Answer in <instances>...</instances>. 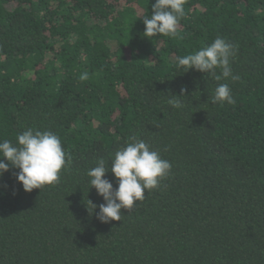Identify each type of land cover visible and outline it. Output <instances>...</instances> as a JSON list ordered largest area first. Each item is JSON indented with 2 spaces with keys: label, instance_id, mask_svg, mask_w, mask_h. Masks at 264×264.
Masks as SVG:
<instances>
[{
  "label": "trees",
  "instance_id": "1",
  "mask_svg": "<svg viewBox=\"0 0 264 264\" xmlns=\"http://www.w3.org/2000/svg\"><path fill=\"white\" fill-rule=\"evenodd\" d=\"M154 2L0 0V142L50 130L71 156L55 185L0 177V264H264V0H187L176 37L147 38ZM218 36L238 80L174 67ZM220 83L234 104L210 102ZM134 136L171 175L101 222L86 173Z\"/></svg>",
  "mask_w": 264,
  "mask_h": 264
},
{
  "label": "clouds",
  "instance_id": "2",
  "mask_svg": "<svg viewBox=\"0 0 264 264\" xmlns=\"http://www.w3.org/2000/svg\"><path fill=\"white\" fill-rule=\"evenodd\" d=\"M186 2L187 0H155L150 17L143 16V35L147 38L176 37L180 21L186 15ZM236 53L235 45L218 36L210 45L177 57L174 67L178 71L182 70V73L195 69L217 81L228 78L235 81L239 76L233 74L230 60ZM217 69L220 74H217ZM78 78L85 81L89 74L84 72ZM184 92L185 90L181 89V95L172 94L167 104L175 109L183 108L181 97L186 96ZM210 102L221 105L235 103L228 83L216 86ZM70 163L71 156L64 149L61 138L50 130L41 131L29 127L17 135L16 143L10 140L0 142V177L10 167L19 169L16 179L26 192L59 183L62 169ZM109 169L116 178V188L106 178L105 174ZM171 169V162L162 158L150 144L139 137H130L126 146L117 150L110 160L98 159L95 167L86 173L90 187L94 186L97 194L105 201L98 206L97 218L104 223L122 220L121 210L134 209L138 202L145 199L146 191L148 193L160 187V181L171 175ZM88 201L91 205V210L87 206L88 210L93 212L97 205Z\"/></svg>",
  "mask_w": 264,
  "mask_h": 264
}]
</instances>
